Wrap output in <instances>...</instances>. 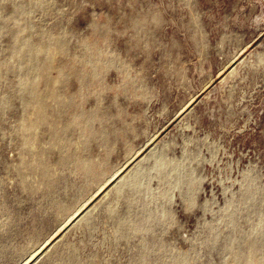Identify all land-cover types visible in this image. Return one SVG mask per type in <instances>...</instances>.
Listing matches in <instances>:
<instances>
[{"label":"rangeland","instance_id":"rangeland-1","mask_svg":"<svg viewBox=\"0 0 264 264\" xmlns=\"http://www.w3.org/2000/svg\"><path fill=\"white\" fill-rule=\"evenodd\" d=\"M71 256L264 264V0H0V264Z\"/></svg>","mask_w":264,"mask_h":264},{"label":"bare ground","instance_id":"bare-ground-1","mask_svg":"<svg viewBox=\"0 0 264 264\" xmlns=\"http://www.w3.org/2000/svg\"><path fill=\"white\" fill-rule=\"evenodd\" d=\"M21 41V40H20ZM24 46H26L25 48H29L30 47V44H29V42L28 41H25L24 42ZM106 48H107V46H106ZM32 49V48H31ZM29 50H30V48H29ZM241 52V51H240ZM88 61V60H87ZM95 66V65H94ZM93 66V67H94ZM59 77V76H58ZM21 83V82H20ZM28 94V96H31L35 101H36V103H37V107H38V112H39V114L41 115L42 113H43V110H44V102H43V99H42V97L41 96H39V95H36V94H34V95H32V94H30L29 92L27 93ZM30 99V98H29ZM28 102V101H27ZM154 139V138H153ZM151 140V139H150ZM138 152H139V149H138ZM134 155H135V153H134ZM113 176V175H112ZM116 176V175H115ZM112 178V177H111ZM107 182V181H106ZM79 211H80V209H77L75 212H74V214H72V216L70 217V218H68L64 223H63V227L64 226H66L68 223H69V221L70 220H72V218H74V217H76L78 214H79ZM42 248V247H41ZM39 250V249H38ZM35 252V251H34ZM37 252V251H36ZM70 263L71 264H78V262H77V260H76V258L74 257V256H71L70 258ZM24 263V262H23ZM22 264V263H21Z\"/></svg>","mask_w":264,"mask_h":264}]
</instances>
